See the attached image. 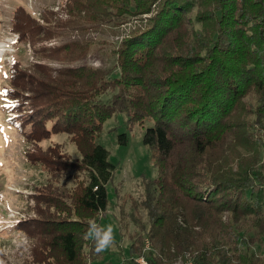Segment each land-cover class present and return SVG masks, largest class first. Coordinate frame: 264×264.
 Here are the masks:
<instances>
[{
    "label": "trees",
    "instance_id": "1",
    "mask_svg": "<svg viewBox=\"0 0 264 264\" xmlns=\"http://www.w3.org/2000/svg\"><path fill=\"white\" fill-rule=\"evenodd\" d=\"M73 1L43 50L54 66L39 56L15 61L0 89L11 99L8 121L31 145L27 163L48 178L33 185L34 215L14 223L33 240L31 261L101 259L86 233L107 210L115 164L96 137L105 119L125 112L130 125L152 121L142 142L156 174L141 179L128 208L119 203L129 244L107 264H141L145 237L147 264H173L185 252L190 264H264V0ZM130 19L139 23L111 48L118 72L78 62L95 43L92 31L116 33ZM12 24L23 42L38 40L34 28L53 37L22 5ZM57 133L77 156L59 142L42 148Z\"/></svg>",
    "mask_w": 264,
    "mask_h": 264
},
{
    "label": "rangeland",
    "instance_id": "2",
    "mask_svg": "<svg viewBox=\"0 0 264 264\" xmlns=\"http://www.w3.org/2000/svg\"><path fill=\"white\" fill-rule=\"evenodd\" d=\"M18 5H22L25 11L30 13L31 18H36L38 27L42 30H44V23H50L51 36L53 30H56V27L60 28L59 24L66 19L68 10L74 6V1L0 0V89L2 85H8L6 78L15 61L19 67L27 66L34 56L35 59L39 56L41 64L54 66L50 58L44 57L47 51H43L55 42L54 35L49 39L45 37L44 32L37 33V28H34L33 32L38 40L31 44L23 42L19 38V31L13 29V12ZM138 23L139 20L130 19L116 27V33L105 25L103 29L92 31L90 36L93 37L95 43L87 56L78 62L112 67L113 73L118 72L114 65L115 59L111 48L118 38ZM35 49L38 51L34 53ZM2 94L0 92V264H34L31 261L33 240L26 234L16 231L14 223L20 218L26 219L34 215L32 209L34 201L30 197L33 185L40 186L47 182L48 178L47 174L35 164L27 163L24 152L28 148L31 149V145L27 144L18 127L8 121V116H11L8 107L11 99ZM108 95L109 93L106 94ZM151 124V120H144L142 124L130 125L127 123L125 112H115L103 121L96 137L97 143L107 149L108 159L115 164L111 180L106 184L109 205L99 219L101 226L112 225L114 240L110 247L102 253L101 259L99 257L100 260L97 259L92 264L118 262L120 248L126 253L129 239L127 236H120L119 233V203H123L125 208H128L131 200L139 196L143 189L141 179L152 178L156 174L151 151L142 142L143 133ZM121 133L126 137L124 143L119 142ZM53 142H59L62 149L77 156L76 148L73 143L69 142L66 133L53 134L49 139L40 141V144L43 148ZM55 178L56 176H52V179ZM58 182H65L66 186L71 185L65 175L60 176ZM115 188L120 193L118 198ZM132 226L133 224H130V227ZM149 246L150 241L145 237L141 252L135 257L138 262L141 257L143 258V253H146ZM184 256L185 259L179 257L173 264H180V261L183 263L189 261L190 264L189 254L185 252ZM143 260L145 263L142 262V264H147L144 258Z\"/></svg>",
    "mask_w": 264,
    "mask_h": 264
},
{
    "label": "clouds",
    "instance_id": "3",
    "mask_svg": "<svg viewBox=\"0 0 264 264\" xmlns=\"http://www.w3.org/2000/svg\"><path fill=\"white\" fill-rule=\"evenodd\" d=\"M86 235L94 241V251L98 255L105 252L113 243V227L110 224L101 226L94 220L89 221Z\"/></svg>",
    "mask_w": 264,
    "mask_h": 264
},
{
    "label": "built area",
    "instance_id": "4",
    "mask_svg": "<svg viewBox=\"0 0 264 264\" xmlns=\"http://www.w3.org/2000/svg\"><path fill=\"white\" fill-rule=\"evenodd\" d=\"M141 258H142V257H141ZM140 262H141V260H140ZM142 262L145 263V261L143 260V258H142ZM144 263H143V264H144ZM180 264H189V261H186V262H184V263H183L182 261H180Z\"/></svg>",
    "mask_w": 264,
    "mask_h": 264
}]
</instances>
